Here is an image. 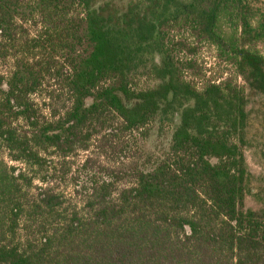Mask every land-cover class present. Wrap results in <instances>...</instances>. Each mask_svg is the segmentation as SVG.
<instances>
[{"label":"trees","instance_id":"obj_1","mask_svg":"<svg viewBox=\"0 0 264 264\" xmlns=\"http://www.w3.org/2000/svg\"><path fill=\"white\" fill-rule=\"evenodd\" d=\"M205 42L233 75L204 78ZM3 61L0 264H264L238 83L264 96L251 0H0Z\"/></svg>","mask_w":264,"mask_h":264},{"label":"rangeland","instance_id":"obj_2","mask_svg":"<svg viewBox=\"0 0 264 264\" xmlns=\"http://www.w3.org/2000/svg\"><path fill=\"white\" fill-rule=\"evenodd\" d=\"M252 5L264 11V0H251ZM215 47L205 42L199 45L196 55L193 57L198 61L199 68L205 74L204 78L215 75L226 77L227 74L233 75L235 69L228 63L218 60L216 57ZM180 57H187V54H181ZM11 62H0V74H7L11 69ZM202 78V80L204 79ZM221 80V79H219ZM238 83L243 85L247 95L248 123L245 132V146L244 155L247 166V193L245 196V208L247 209H263L264 210V96L261 94H251L248 86L241 78H238ZM145 84V80L140 81L139 87ZM36 103H40L38 96H33ZM154 138L149 140L150 147H154ZM161 149L164 145V140L158 144ZM90 152H79L74 158V168L81 166ZM122 153L120 158L115 155L109 154L105 157L106 163H115L117 160L120 162L131 158L129 153ZM20 166V165H19ZM65 193H71V186L67 183H62L60 186Z\"/></svg>","mask_w":264,"mask_h":264}]
</instances>
